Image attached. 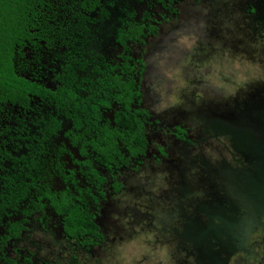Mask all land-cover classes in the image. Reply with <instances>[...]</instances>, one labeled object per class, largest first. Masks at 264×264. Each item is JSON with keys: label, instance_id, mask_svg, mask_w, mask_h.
<instances>
[{"label": "rangeland", "instance_id": "rangeland-1", "mask_svg": "<svg viewBox=\"0 0 264 264\" xmlns=\"http://www.w3.org/2000/svg\"><path fill=\"white\" fill-rule=\"evenodd\" d=\"M116 1V14L124 9L126 19L157 29L142 43L98 46L104 54L97 60L117 62L115 71L134 78L141 60L140 103L150 119L166 126L179 121L195 141L190 145L147 124L145 155L113 170L95 163L103 177L97 183L73 163L77 149L55 135L34 173L38 183L72 194L99 233L66 235L60 216L43 205L24 219L21 234L2 243L0 264H264V175L253 174L249 190L225 166L232 168L237 138L244 140L247 131L251 140L264 137V0ZM47 31L57 39L74 33L57 22ZM209 119L218 139L202 132ZM67 170L72 175L66 180ZM113 179L121 186L110 185ZM27 202L24 197L18 210L0 214V235L6 231L1 221L17 219Z\"/></svg>", "mask_w": 264, "mask_h": 264}, {"label": "flooded vegetation", "instance_id": "flooded-vegetation-1", "mask_svg": "<svg viewBox=\"0 0 264 264\" xmlns=\"http://www.w3.org/2000/svg\"><path fill=\"white\" fill-rule=\"evenodd\" d=\"M116 4V0H49V8L45 9V11L48 13L56 12L58 14H64L63 16H58L61 22L60 24H70L74 29V33H67L65 37H59L58 39L52 38L51 36L49 38L50 40H40L42 45L41 43L38 45L36 43L37 39L42 38L34 36L30 39H25L21 45L14 47L12 58L14 72L35 84L37 92H28L20 100L10 101L7 99L0 102V203L6 199L12 201L17 196L14 191L22 187V185L30 189L33 187L31 185L33 183L35 187L41 189L48 188L38 183V179L34 173L38 171L43 160L46 158V154L49 152L51 138L58 134L65 138L64 146L77 149V157L72 159L77 169L83 174L92 177L94 180L97 179V183H101L103 177L98 176V172L94 167L95 163L108 170H113L121 165H131V162L134 161L133 159L145 155L147 147V124H152L156 129L162 128L167 130L175 139L187 142L190 145L192 141H195L184 133L185 129L181 127V122L179 121L170 119V123H167L166 126L163 122L161 124L159 121L150 119L148 110L140 103L141 91L138 81L141 77L140 73L143 70L141 60H138L139 68L136 78L131 74L124 76L121 71H115V68L118 67L117 62L108 66L105 65L104 60L98 61L100 57L98 58L97 55L104 54L98 46L104 50L111 43L112 45L115 43L121 47L126 41L142 43L145 41V38L152 36L153 29H157L155 24L138 23L135 20L126 19L124 9L123 12L120 10L116 14V10H118L117 8L114 10ZM144 25H147V27ZM94 28L97 31H94ZM87 38L89 40L84 42L83 40ZM118 38H122L123 42L118 41ZM45 46L49 48V51ZM23 51H26L28 55L21 56L24 53ZM43 59H46V61H43ZM122 65L126 66L128 64L123 62ZM108 67L110 68L108 69ZM96 68L99 72L104 73L102 74L103 76L107 72L112 76H119V81L117 80L118 85L122 83L131 84V90L136 93L130 98L128 106L131 108V111H136L133 118H137L142 126L140 133L135 134L130 131V125L124 126L122 129L117 127L118 131L113 136V139L116 141L114 148L118 150L121 157L119 160L116 155H113V160L107 164L99 162L98 155H96L95 151L91 150L88 144H84L90 136H95L94 131L89 134L90 136L83 133L81 138L74 140L75 143H72V133L68 131L73 130L76 115H78L81 123L85 122V115L80 109H74L72 103L62 104L56 99L57 96L53 95L54 93L63 94L65 93L63 91L64 89H71L74 94L80 97L78 105L82 107L88 106L89 101L96 104L91 98H94L97 102L99 98L103 102H106V105H104V109H101V116L97 122L99 126L107 122L108 125L113 127V112L115 109L122 107L123 103L117 102L111 97V90L108 89L110 92L108 93L104 83L105 77L101 75L99 78H90L88 74L95 71ZM78 71H84V75L78 77L75 81L74 78L77 76L76 72ZM110 82L113 83V80ZM83 89L92 92L88 95L78 93V91L80 92ZM201 114L203 113L201 112ZM210 123L213 124V121H210V119L204 121L202 132L218 139V133L209 125ZM126 130L129 131L127 132ZM244 137V140L237 138L236 143H232L234 152L230 151V161L228 162L232 168L228 166L227 162H223L220 168L223 170L224 165L227 164L225 166L229 171L228 176L233 177L235 181L237 180V183L240 182L242 185L244 183L248 184L250 190L253 174L258 173L260 176L264 175V137H252L251 140L248 131ZM228 138L232 137L228 136ZM262 139L263 141L261 143ZM230 141L232 142L231 139ZM261 145L263 146L261 147ZM80 146L84 147L81 152L79 151ZM129 147H137V149L130 150ZM157 151L163 154L161 148H157ZM133 167H136V165ZM55 168L64 176L59 171L61 169L60 165L55 166ZM27 172L30 173L29 177L26 175ZM71 172V170H67V175L64 179L67 180L68 175L71 178ZM25 176L27 177L25 178ZM21 182L22 185H19ZM110 185L121 186L115 179L112 180ZM9 188L14 189L11 191L8 190ZM48 190L56 191L53 189L50 190L49 188ZM59 191L61 190H57L56 192ZM25 197L28 201L25 205H29V208L31 207L32 200L38 201L41 204V209L38 211L43 209V205H47L56 215H59L61 218L60 225L63 231L62 220L64 216L53 210L47 198L41 197L36 199L32 191H27ZM6 208H8L7 205H4L3 211L0 214L5 212L7 215ZM16 209L17 207L12 210L14 211ZM22 211H26V208ZM33 212L35 213V210L27 212V214L19 211V217L17 219L5 220L3 221L4 223L1 221L3 225H6V231L2 235L7 234L9 230L10 232L16 231L20 226L21 228L17 235L21 234L24 230L22 228L24 227L25 220L21 224L16 225L13 222L22 218L25 219L33 214ZM91 219L96 225V234L88 235L95 236L99 233V229L93 221V217ZM173 231L175 234H178L176 230ZM16 236L11 237L14 238Z\"/></svg>", "mask_w": 264, "mask_h": 264}, {"label": "trees", "instance_id": "trees-1", "mask_svg": "<svg viewBox=\"0 0 264 264\" xmlns=\"http://www.w3.org/2000/svg\"><path fill=\"white\" fill-rule=\"evenodd\" d=\"M48 2L49 0H0V102L7 99L10 101L20 100L25 97L28 92H37L35 84L14 72L12 58L16 45H21L25 39H30L34 36H38L42 39H49L47 30L53 28L56 22L58 24L61 23L56 19L59 18L58 13L51 12L46 14V12H44L45 9L49 8ZM49 21H52L53 24L50 23L49 25ZM118 41L123 42V39L118 38ZM109 68L110 67H108V69ZM95 70L98 69L96 68ZM108 73L109 72L104 76L102 75V77H105V87L107 90H111V97L114 100L123 103L122 107L115 109L113 112V127L108 125L107 122L99 126L97 122L98 118L101 116V109H104V105H106V102H103L99 98L98 102L94 100V98H91L96 104L89 101L90 103H88V106L82 107L78 105L80 97L74 94L71 89H64V95L62 93L53 94L57 96L56 99L62 104L70 102L72 106H74V109H80L85 115V122L83 123L79 121L78 115H76L75 123L73 124L74 131H68L72 133V143H75L74 140L81 138L83 133L89 135L94 131L93 133H95V136L91 137L89 135V139L84 144H88L90 149L95 151L96 155H98V161L105 164L113 160V155H116L119 160L121 157L118 150L114 148L116 141L113 139V136L118 131L117 127L122 129L124 126L130 125V131L134 134L140 133L142 127L137 118H133L136 111H131V108L128 106L130 98L136 93L131 90V84L122 83L118 85L119 83L117 80L119 76H112ZM112 80L113 83L110 82ZM109 90L108 93H110ZM76 98L77 100H75ZM79 149L81 152L84 147L80 146ZM129 149L134 150L137 149V147H129ZM26 175L29 177L30 173L27 172ZM27 176H25V178ZM19 185H22V182ZM31 185L34 190L32 193L36 199L41 197L47 198L53 210L63 214L62 228L67 235L96 234V225L92 222L91 213L80 203L75 202L72 194L66 190H61L59 192L49 191L48 188L41 189L35 187L33 183H31ZM13 189L14 188H9L8 190L13 191ZM28 190L29 188H27V186L22 185V187L14 191L17 196H15L12 201H9L10 199L3 200L2 203H0V212L3 211L4 205H7L8 208L15 209L17 203L26 196ZM36 192L40 194L36 196L34 194ZM30 206H32V208H29V205H25L26 211H22V209L20 212L27 214V212L41 209V204H39L38 201L32 200ZM23 221L24 219L22 218L16 220L13 224H21ZM20 228L21 226L16 231L10 232L9 230L7 234L0 236V246H2V243L9 237L16 236Z\"/></svg>", "mask_w": 264, "mask_h": 264}]
</instances>
